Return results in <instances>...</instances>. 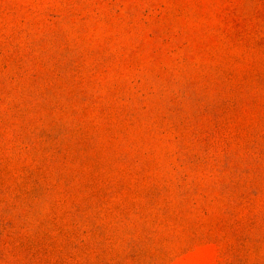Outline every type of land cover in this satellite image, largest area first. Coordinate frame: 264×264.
Here are the masks:
<instances>
[{"label":"rangeland","instance_id":"1","mask_svg":"<svg viewBox=\"0 0 264 264\" xmlns=\"http://www.w3.org/2000/svg\"><path fill=\"white\" fill-rule=\"evenodd\" d=\"M0 264H264V0H0Z\"/></svg>","mask_w":264,"mask_h":264}]
</instances>
